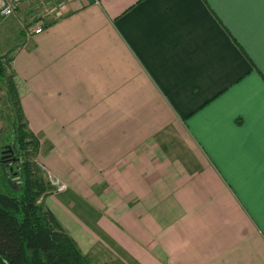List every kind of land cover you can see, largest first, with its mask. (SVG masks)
<instances>
[{
  "label": "crops",
  "instance_id": "crops-1",
  "mask_svg": "<svg viewBox=\"0 0 264 264\" xmlns=\"http://www.w3.org/2000/svg\"><path fill=\"white\" fill-rule=\"evenodd\" d=\"M63 1L13 57L38 203L93 264H264V0Z\"/></svg>",
  "mask_w": 264,
  "mask_h": 264
},
{
  "label": "trees",
  "instance_id": "trees-1",
  "mask_svg": "<svg viewBox=\"0 0 264 264\" xmlns=\"http://www.w3.org/2000/svg\"><path fill=\"white\" fill-rule=\"evenodd\" d=\"M9 64L0 59V76ZM17 111L22 145L16 185L21 187L11 191L0 181V264H93L38 203L53 187L39 173L35 163L38 141L28 130L19 105Z\"/></svg>",
  "mask_w": 264,
  "mask_h": 264
},
{
  "label": "rangeland",
  "instance_id": "rangeland-1",
  "mask_svg": "<svg viewBox=\"0 0 264 264\" xmlns=\"http://www.w3.org/2000/svg\"><path fill=\"white\" fill-rule=\"evenodd\" d=\"M63 0H57L56 3L50 4L47 0L43 2H39L38 0H28L23 2L20 6L18 13L15 16L8 17L5 19L0 18V59L3 61L9 60L10 64L7 65L6 71L4 72L3 78L0 80L2 83V87H9L11 85L13 96L10 94L6 101L4 100L2 104L4 106L10 104L12 117L16 118L17 125L21 124V120L19 119V113L17 111L18 104H16V93H15V83H14V73H13V57L17 53L18 47H28L29 43H26L22 38V31L24 30L25 26L29 23V19L31 16H38L45 7L49 5L53 6L58 2ZM54 23V22H53ZM51 23V24H53ZM10 89V88H9ZM7 97V96H6ZM23 120V119H22ZM3 124V123H2ZM36 163V161H35ZM37 164V163H36ZM40 175L43 177L45 182H48L50 176H48L45 171L37 164ZM55 179V178H54ZM17 180H20V177L17 175L16 179L7 178L5 173L2 169H0V181H2V187L7 188L11 191H19L21 186H17ZM61 183V182H60ZM62 184V183H61ZM54 189L48 193L54 192ZM3 190V189H2Z\"/></svg>",
  "mask_w": 264,
  "mask_h": 264
},
{
  "label": "flooded vegetation",
  "instance_id": "flooded-vegetation-1",
  "mask_svg": "<svg viewBox=\"0 0 264 264\" xmlns=\"http://www.w3.org/2000/svg\"><path fill=\"white\" fill-rule=\"evenodd\" d=\"M2 78L0 76V80ZM9 92L13 96L11 85L2 87L0 81V169L4 171L7 178L16 179L21 166L22 142L17 119L12 117L13 111H11L10 104L6 106L2 104L10 96Z\"/></svg>",
  "mask_w": 264,
  "mask_h": 264
},
{
  "label": "built area",
  "instance_id": "built-area-1",
  "mask_svg": "<svg viewBox=\"0 0 264 264\" xmlns=\"http://www.w3.org/2000/svg\"><path fill=\"white\" fill-rule=\"evenodd\" d=\"M28 0H0V18L5 19L15 16L23 2ZM43 2L44 0H38ZM97 3V2H96ZM64 1H60L57 4L45 7L38 16H31L29 23L24 28V35L26 38L42 34L44 26L50 25L53 22L60 20L63 17ZM49 184L55 188L54 190H61L63 185L53 177H49Z\"/></svg>",
  "mask_w": 264,
  "mask_h": 264
}]
</instances>
